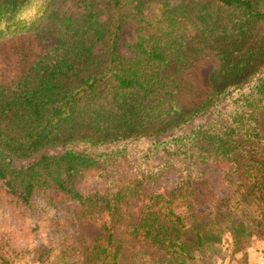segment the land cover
Masks as SVG:
<instances>
[{
  "label": "trees",
  "instance_id": "16d2710c",
  "mask_svg": "<svg viewBox=\"0 0 264 264\" xmlns=\"http://www.w3.org/2000/svg\"><path fill=\"white\" fill-rule=\"evenodd\" d=\"M262 7L264 0H0V37L35 31L47 42L18 76L0 81L5 190L26 208L36 196L72 203L76 220L94 229L83 245L87 264H121L126 246L155 254L146 264H191L194 250L219 241L225 227L235 243L251 234L238 212L264 229L257 219L264 217ZM128 19L141 34L122 56ZM212 110L218 114L206 126L171 140L190 138L189 149L198 147L189 166L212 161L237 175L226 197L217 199L211 181L191 172L155 192L148 183L157 179L146 169L80 190L83 177L124 151L74 145L158 139ZM0 262L9 261L0 255Z\"/></svg>",
  "mask_w": 264,
  "mask_h": 264
},
{
  "label": "rangeland",
  "instance_id": "374dc122",
  "mask_svg": "<svg viewBox=\"0 0 264 264\" xmlns=\"http://www.w3.org/2000/svg\"><path fill=\"white\" fill-rule=\"evenodd\" d=\"M69 9L68 5H65ZM264 12V7H262ZM105 16L102 17L105 19ZM140 23L128 19L124 23V30L119 43V53L130 56V45L137 41ZM47 42L40 40L37 32L28 31L0 37V81L9 82L25 70L38 55L43 53ZM210 65L199 72L204 78ZM222 107V106H221ZM218 113L213 110L198 117L193 123L164 135L158 139L146 141H130L126 143L91 148L85 144H76L79 149H87L94 153H103L107 147L124 151L113 158L110 166L101 167L99 171L90 173L79 181V188L87 193L103 187H108L119 173L131 177L136 170L146 169L154 174L157 182H149L148 186L155 192H166L183 181L189 172L191 178L198 177L197 181L209 179L217 199L229 195L236 186L237 175L223 164L212 161L202 168L189 166L190 157L199 154V149L193 146L191 139L185 138L182 142L171 139L178 138L200 125H205L209 119ZM171 140L170 142H166ZM154 140H160L154 144ZM174 147H182L179 156L173 154ZM186 151V153H184ZM122 158V159H121ZM120 159V160H119ZM138 163V165H137ZM18 166L26 161H16ZM142 168H141V167ZM126 171V173L124 172ZM203 173V174H202ZM201 174V175H198ZM198 175V176H197ZM205 186V185H204ZM33 206L23 207L3 187L0 181V255L5 257L8 264H87L83 255V245L90 244L94 229L83 226L76 220L72 203L49 202L41 196L34 197ZM208 206L200 207L203 211ZM264 214V208L262 209ZM264 228V217L257 218ZM236 221H245L249 236L235 239L225 227L222 229L219 241L206 242L202 247L194 250L196 256L191 264H261V254L264 253L263 244L258 234L264 229L256 228L249 217L238 212ZM248 246V247H246ZM247 248H254L247 250ZM141 248H130L121 253V264H146L155 254H150ZM251 261H248L250 260ZM0 264H4L1 263ZM100 264V263H97Z\"/></svg>",
  "mask_w": 264,
  "mask_h": 264
},
{
  "label": "crops",
  "instance_id": "0c3cea01",
  "mask_svg": "<svg viewBox=\"0 0 264 264\" xmlns=\"http://www.w3.org/2000/svg\"><path fill=\"white\" fill-rule=\"evenodd\" d=\"M259 240H260L261 244H263V249H264V239L259 238ZM246 247H248V246H246ZM252 249H254V248H247V250H252ZM248 261H251V259ZM260 262H261V264H264V253L261 254V261ZM249 264H252V263L250 262Z\"/></svg>",
  "mask_w": 264,
  "mask_h": 264
}]
</instances>
